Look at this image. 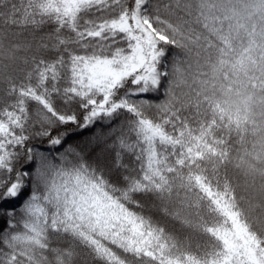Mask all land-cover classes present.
I'll return each mask as SVG.
<instances>
[{
	"label": "snow or ice",
	"instance_id": "6c2138e0",
	"mask_svg": "<svg viewBox=\"0 0 264 264\" xmlns=\"http://www.w3.org/2000/svg\"><path fill=\"white\" fill-rule=\"evenodd\" d=\"M0 264H264V0H0Z\"/></svg>",
	"mask_w": 264,
	"mask_h": 264
},
{
	"label": "trees",
	"instance_id": "16d2710c",
	"mask_svg": "<svg viewBox=\"0 0 264 264\" xmlns=\"http://www.w3.org/2000/svg\"><path fill=\"white\" fill-rule=\"evenodd\" d=\"M85 135H87V133H85Z\"/></svg>",
	"mask_w": 264,
	"mask_h": 264
}]
</instances>
